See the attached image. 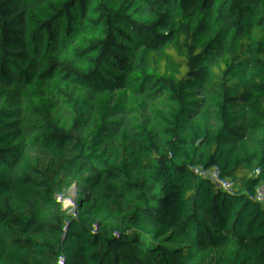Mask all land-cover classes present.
<instances>
[{
	"label": "trees",
	"instance_id": "trees-1",
	"mask_svg": "<svg viewBox=\"0 0 264 264\" xmlns=\"http://www.w3.org/2000/svg\"><path fill=\"white\" fill-rule=\"evenodd\" d=\"M0 264H264V0H0Z\"/></svg>",
	"mask_w": 264,
	"mask_h": 264
},
{
	"label": "built area",
	"instance_id": "built-area-1",
	"mask_svg": "<svg viewBox=\"0 0 264 264\" xmlns=\"http://www.w3.org/2000/svg\"><path fill=\"white\" fill-rule=\"evenodd\" d=\"M78 2H80L82 4H85L86 3V0H78Z\"/></svg>",
	"mask_w": 264,
	"mask_h": 264
}]
</instances>
